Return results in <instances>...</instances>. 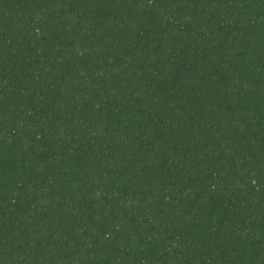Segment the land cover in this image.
Wrapping results in <instances>:
<instances>
[{"label":"trees","instance_id":"1","mask_svg":"<svg viewBox=\"0 0 264 264\" xmlns=\"http://www.w3.org/2000/svg\"><path fill=\"white\" fill-rule=\"evenodd\" d=\"M0 264H264V0H0Z\"/></svg>","mask_w":264,"mask_h":264}]
</instances>
